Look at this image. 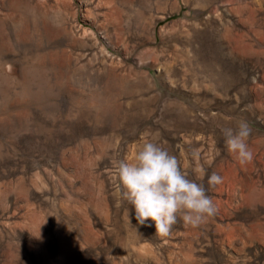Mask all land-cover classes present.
I'll return each instance as SVG.
<instances>
[{
	"label": "rangeland",
	"instance_id": "rangeland-1",
	"mask_svg": "<svg viewBox=\"0 0 264 264\" xmlns=\"http://www.w3.org/2000/svg\"><path fill=\"white\" fill-rule=\"evenodd\" d=\"M146 139L213 200L199 227L137 223L114 161ZM0 264H264V0H0Z\"/></svg>",
	"mask_w": 264,
	"mask_h": 264
},
{
	"label": "clouds",
	"instance_id": "clouds-1",
	"mask_svg": "<svg viewBox=\"0 0 264 264\" xmlns=\"http://www.w3.org/2000/svg\"><path fill=\"white\" fill-rule=\"evenodd\" d=\"M221 133L227 152L240 164L253 159L248 143L252 129L247 120L240 119L235 127H221ZM191 154L198 158L199 149ZM114 164L123 198L134 208L137 223L154 222L155 233L161 237L171 233L178 218L195 228L217 211L205 187L189 179L176 156L154 139H146L130 159H118ZM222 181L216 172L208 176L209 186Z\"/></svg>",
	"mask_w": 264,
	"mask_h": 264
}]
</instances>
